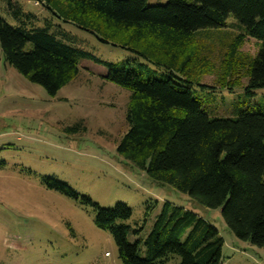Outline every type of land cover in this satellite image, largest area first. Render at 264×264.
Returning a JSON list of instances; mask_svg holds the SVG:
<instances>
[{
    "label": "trees",
    "instance_id": "1",
    "mask_svg": "<svg viewBox=\"0 0 264 264\" xmlns=\"http://www.w3.org/2000/svg\"><path fill=\"white\" fill-rule=\"evenodd\" d=\"M33 1L57 20L144 61L106 64L107 80L130 92L128 130L117 146L119 155L198 204L221 208L237 239L264 246V96L233 118H212L195 95L197 88L234 92L242 77L247 97L264 89V0ZM229 17L242 35L261 43L260 50L252 58L239 54L238 37L226 45L215 74L217 86L202 83L213 68L195 46V36L226 28ZM58 34L48 27H12L0 18L5 61L49 96L77 75L81 59L93 58ZM44 183L95 210L94 224L112 236L122 264H164L170 255L180 258L178 264H222L223 239L192 211L163 202L142 239V227L121 223L131 216L127 205L102 208L63 182L44 178Z\"/></svg>",
    "mask_w": 264,
    "mask_h": 264
},
{
    "label": "rangeland",
    "instance_id": "2",
    "mask_svg": "<svg viewBox=\"0 0 264 264\" xmlns=\"http://www.w3.org/2000/svg\"><path fill=\"white\" fill-rule=\"evenodd\" d=\"M0 18L12 27L60 32L65 43L93 57L81 59L77 75L49 96L9 65L0 48V264H122L112 236L95 226V210L80 198L49 189L44 178L65 183L102 208L127 205L131 216L121 223L142 227V239L163 202L177 205L217 229L223 239L222 264H264V246L237 239L225 225L221 208L204 207L172 186L150 179L117 152L128 130L130 92L107 80L106 64L144 63L142 59L57 20L33 0H0ZM232 24L229 17L226 28L195 36V46L213 68L202 83L217 86L215 74L226 45L238 37L239 54L251 58L258 54L261 43ZM30 49L27 44L25 50ZM246 85L242 77L234 92L209 93L196 87L195 95L209 117L233 118L248 102L264 96L260 89L247 97ZM179 261L177 255H170L164 264Z\"/></svg>",
    "mask_w": 264,
    "mask_h": 264
}]
</instances>
